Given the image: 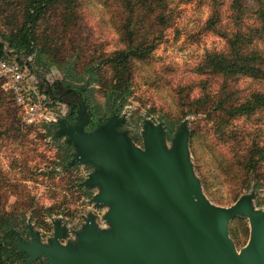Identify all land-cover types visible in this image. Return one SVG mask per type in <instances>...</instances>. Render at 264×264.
Here are the masks:
<instances>
[{"label":"rangeland","instance_id":"374dc122","mask_svg":"<svg viewBox=\"0 0 264 264\" xmlns=\"http://www.w3.org/2000/svg\"><path fill=\"white\" fill-rule=\"evenodd\" d=\"M12 1L0 9L2 43L23 24L29 6V0ZM67 7V0H52L45 7L35 30L31 28L34 55L21 54L34 61V68L42 73L39 77L48 82L51 95L44 116L32 124L21 116L18 127L23 138L6 132L8 126L0 116V221L12 222L1 235L10 237L18 248L19 241L31 242L34 233L38 242L52 247L60 231L59 243L71 253L78 252L88 227L97 237L107 233L120 239L108 216L116 203L99 201L96 197L103 186L92 182L94 175L105 172L104 167L89 160L74 161L81 153L75 132L58 129L63 125L68 130L75 123L82 104L84 116L92 118L91 109L104 115V122L88 132L106 130L104 124L111 116L103 113L104 83L115 74L108 58L115 51L153 43L146 57H134L127 65L130 96L115 115L114 135L144 148L148 130L160 127L166 153H173L177 134L184 138L187 161L209 206L228 207L243 197L249 199L250 212L226 224L227 239L235 250L246 246L251 217L264 219V187L242 190L233 200L231 175L239 169L234 162L237 155H244L253 143L264 145V107L249 117L231 118L217 103L231 107L264 91V27L254 0H166L165 10L151 0H74L72 10ZM163 14L168 24L160 22ZM130 23L133 41L126 29ZM234 39L239 55L252 54L255 59L245 64L239 59L237 67L224 73L214 60L224 54L238 57L230 43ZM89 69L94 72L92 79ZM0 89L9 98V91L2 85ZM197 98L202 106L195 109L191 103ZM163 114L180 119L170 140L157 121ZM215 121L223 123L221 131L215 129ZM51 123L57 124L53 133ZM67 145L70 158L63 162ZM29 264L51 262L40 256Z\"/></svg>","mask_w":264,"mask_h":264},{"label":"water","instance_id":"95a60500","mask_svg":"<svg viewBox=\"0 0 264 264\" xmlns=\"http://www.w3.org/2000/svg\"><path fill=\"white\" fill-rule=\"evenodd\" d=\"M78 113L68 130L60 125L58 132H75L81 153L74 161L104 167L92 182L103 186L99 201L116 203L108 216L120 239L107 233L97 237L88 227L78 252L71 253L59 243L60 231L52 247L31 233V242L17 245L27 256L22 264L40 256L51 264H264V219L251 217L249 241L236 251L227 239L226 224L250 212L249 199L243 197L228 207L209 206L187 161L184 138L177 134L173 153H166L158 127L148 130L145 147L139 148L125 136L114 135L115 115L105 122L106 130L91 133L85 130L91 117L84 116V105Z\"/></svg>","mask_w":264,"mask_h":264},{"label":"trees","instance_id":"16d2710c","mask_svg":"<svg viewBox=\"0 0 264 264\" xmlns=\"http://www.w3.org/2000/svg\"><path fill=\"white\" fill-rule=\"evenodd\" d=\"M52 0H29V6L24 15L23 24L17 28L12 29V32L9 36H5V42L8 46V52L14 55L25 54L27 56L34 55V46H33V37L31 36L32 31L36 28V23L45 10V7ZM258 8L259 18L261 19V25L264 27V0H254ZM12 0H0V9L3 4L10 5ZM68 9L72 10L74 5V0H67ZM151 3H158V6L162 10L166 9V0H151ZM16 5V4H15ZM15 14V13H13ZM160 22L163 24L169 23V18L163 15H160ZM131 23L126 26L127 32L129 33L130 41H133V33L131 31ZM1 32V30H0ZM232 47H234L235 56H228L224 54L223 56H218L214 60L216 63H220L221 70L224 73H227V69L230 67H237V62L240 59L243 64L249 62L250 60L255 59V56L252 54L239 55L238 49H235L238 45L237 39L230 42ZM2 49V43H0V50ZM154 49V44L135 46L134 49L129 51L118 50L115 51L107 61L108 66L114 68V76L104 83L106 85L104 95L105 109L104 114L110 116L119 114L128 97L130 96V82L128 75L127 65L130 60L134 57H146ZM35 57H38L36 53ZM37 60V59H36ZM39 64V62L37 61ZM248 65L242 66L243 69H248ZM88 73L90 79H92L94 72L89 69ZM2 85L0 81V86ZM72 86V85H71ZM8 96H4V92L0 89V116L6 121L7 130L6 132L16 133L17 135L13 138H23L24 134H20L19 131V121L21 120V112L19 107L14 101V95L11 91ZM83 97L87 95V91L81 92ZM85 98V97H84ZM87 101V99H85ZM12 103L16 110L9 103ZM10 103V104H11ZM202 100L197 98L192 101L191 104L195 106V109H198L199 106H202ZM218 109L223 111L227 117H239V116H251L253 112L261 107H264V91L254 92L249 97L243 99L238 104L225 107L224 101H219L217 103ZM93 116L89 124L85 127L86 131H90L99 123L104 122V115H100L101 111L98 109H91ZM19 114V115H18ZM19 116V117H18ZM157 121L161 124L164 129V137L167 140H170L177 129V125L180 123V119L171 118L168 114L160 115ZM215 129L221 131L223 123L220 121L214 122ZM57 128L56 123L50 124V130L53 133V129ZM68 150L63 158V162L70 158L71 147L67 145ZM238 168V172H233L231 179L234 180V189H233V200L237 198L238 194L242 190H258L264 187V145L259 143H253L250 145L244 155H237L236 161H234ZM206 187V185H204ZM12 226L10 219H4L0 221V264H14L18 262H24L27 259V256L23 252H19L18 249L12 245L10 237L2 236L1 233H5ZM248 231V229H246Z\"/></svg>","mask_w":264,"mask_h":264},{"label":"built area","instance_id":"2783aa9c","mask_svg":"<svg viewBox=\"0 0 264 264\" xmlns=\"http://www.w3.org/2000/svg\"><path fill=\"white\" fill-rule=\"evenodd\" d=\"M34 67V61L24 55L10 54L7 44L2 43L0 81L3 88L13 93L22 120L27 124L35 123L44 116L46 100L51 95L48 82L39 77L41 72Z\"/></svg>","mask_w":264,"mask_h":264}]
</instances>
